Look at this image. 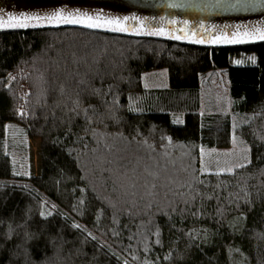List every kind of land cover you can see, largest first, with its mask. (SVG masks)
I'll return each instance as SVG.
<instances>
[{
    "label": "trees",
    "instance_id": "1",
    "mask_svg": "<svg viewBox=\"0 0 264 264\" xmlns=\"http://www.w3.org/2000/svg\"><path fill=\"white\" fill-rule=\"evenodd\" d=\"M216 67L230 107L203 94ZM10 122L40 141L39 175ZM233 132L249 163L203 170ZM125 262L264 264V40L0 28V264Z\"/></svg>",
    "mask_w": 264,
    "mask_h": 264
},
{
    "label": "water",
    "instance_id": "2",
    "mask_svg": "<svg viewBox=\"0 0 264 264\" xmlns=\"http://www.w3.org/2000/svg\"><path fill=\"white\" fill-rule=\"evenodd\" d=\"M60 9L65 16L87 13L118 21L107 28L149 34L163 30L175 38L191 36L193 41L264 29V0H0V19L16 23L9 15L45 16Z\"/></svg>",
    "mask_w": 264,
    "mask_h": 264
},
{
    "label": "rangeland",
    "instance_id": "3",
    "mask_svg": "<svg viewBox=\"0 0 264 264\" xmlns=\"http://www.w3.org/2000/svg\"><path fill=\"white\" fill-rule=\"evenodd\" d=\"M227 70L228 67H216L202 76L201 86L204 96L205 94L207 95L206 101L210 104L213 101L211 105H217L219 108H222L224 104H228V107H230V77ZM214 91H218V94ZM213 94H215V97ZM235 126V121H233V127L235 128ZM9 128L11 129L9 134L11 144L14 147L17 144H23V148L27 151L25 162H27L31 173L39 175L41 167L40 141L23 136V129L17 124L10 122L8 123ZM231 142L230 146L226 148L205 150L201 159L203 170L207 169L216 172L223 169V171H227L238 167V165L249 163L251 152L247 142L237 132H233ZM196 229L193 231H196ZM202 235L205 236L206 233H202Z\"/></svg>",
    "mask_w": 264,
    "mask_h": 264
},
{
    "label": "snow or ice",
    "instance_id": "4",
    "mask_svg": "<svg viewBox=\"0 0 264 264\" xmlns=\"http://www.w3.org/2000/svg\"><path fill=\"white\" fill-rule=\"evenodd\" d=\"M8 19L11 21H16V23H3L2 19H0V28L28 27L29 24L26 21H30V20H35L50 25L51 24L58 25L64 23L80 24V25H86L91 28H105V27H109L114 23H118V21L105 20L99 16L97 17L89 16L87 13L84 14L77 13L75 15L70 13L67 16H65L63 9L54 11L50 15H45V16L25 15V14H21L20 16L9 15ZM119 30L128 31V29L124 27H121ZM156 34L166 35L167 33L161 30ZM177 39L188 40V39H192V37L188 35H184V36H178ZM244 40H249V41L264 40V29H260L256 32H243V33L236 32L231 37H229L227 34H223L215 37L209 36L207 39L198 40L197 43H201V44L237 43V42H242ZM252 59L254 61V58ZM237 63H239V61H237ZM87 111L88 109H84L86 118H88ZM137 111L139 110L137 109ZM18 114L24 115L23 110H20ZM221 171H223V169H221ZM228 171H231V169H228ZM39 214L42 217L51 215V213H46L44 211H41ZM74 226L77 228L81 227L80 225H74ZM87 234L90 237L92 236L90 232ZM93 239H95V237H93ZM157 243H159V240H157Z\"/></svg>",
    "mask_w": 264,
    "mask_h": 264
}]
</instances>
